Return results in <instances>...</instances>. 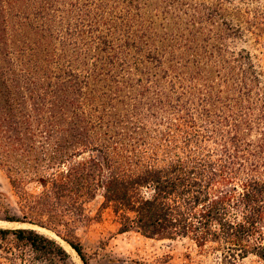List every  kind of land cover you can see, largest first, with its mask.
Here are the masks:
<instances>
[{"label": "trees", "instance_id": "obj_1", "mask_svg": "<svg viewBox=\"0 0 264 264\" xmlns=\"http://www.w3.org/2000/svg\"><path fill=\"white\" fill-rule=\"evenodd\" d=\"M149 6L0 0V167L56 225L79 221L100 193L121 232L264 264V63L244 49L225 59L221 46L215 60L200 33L157 25ZM36 230L0 227V240L68 257Z\"/></svg>", "mask_w": 264, "mask_h": 264}, {"label": "rangeland", "instance_id": "obj_2", "mask_svg": "<svg viewBox=\"0 0 264 264\" xmlns=\"http://www.w3.org/2000/svg\"><path fill=\"white\" fill-rule=\"evenodd\" d=\"M149 3L157 25L164 24L165 28L183 34L200 33V46L208 45L205 49L214 53L215 60L221 57L220 52L215 51L221 46L225 59L230 58V52L244 49L256 65L264 63V0H149ZM41 190L36 181L25 185L29 194H38ZM102 202L99 193L84 203L79 211L85 215L79 221L56 225L23 202L21 193L11 185L9 174L0 167V224L7 221V215L26 220L22 223L48 230V234L36 231L55 240L69 254L66 257L56 245L47 243L51 253L36 256L28 244L11 234L8 239L0 240V264H85L75 250L68 251L64 247L65 244L70 246L66 238L82 245L89 264H221L214 244L200 248L190 238H148L135 228L121 232L119 218L112 208H100ZM6 228L33 229L31 226ZM243 264L259 262L248 257Z\"/></svg>", "mask_w": 264, "mask_h": 264}, {"label": "bare ground", "instance_id": "obj_3", "mask_svg": "<svg viewBox=\"0 0 264 264\" xmlns=\"http://www.w3.org/2000/svg\"><path fill=\"white\" fill-rule=\"evenodd\" d=\"M13 226H14V227H26V226H31L32 228H35V229H37L38 231H41V232H44V233H47V234H48V230H45L44 228H41V227H38V226H35V225L23 224V223L19 224V223L8 222V221H3V222L0 224V227H2V228L13 227ZM49 234H50V233H49ZM53 237L57 238L56 235H53ZM64 247H65L68 251H69V250L74 251V249H73L71 246L67 245V244H65ZM74 252H75V251H74ZM72 254H73V252H72Z\"/></svg>", "mask_w": 264, "mask_h": 264}]
</instances>
